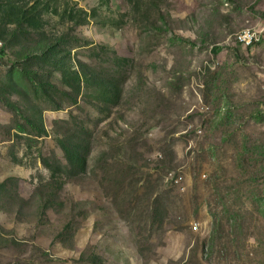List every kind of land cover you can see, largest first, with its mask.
<instances>
[{
  "label": "rangeland",
  "instance_id": "1",
  "mask_svg": "<svg viewBox=\"0 0 264 264\" xmlns=\"http://www.w3.org/2000/svg\"><path fill=\"white\" fill-rule=\"evenodd\" d=\"M0 264H264V0H0Z\"/></svg>",
  "mask_w": 264,
  "mask_h": 264
},
{
  "label": "trees",
  "instance_id": "2",
  "mask_svg": "<svg viewBox=\"0 0 264 264\" xmlns=\"http://www.w3.org/2000/svg\"><path fill=\"white\" fill-rule=\"evenodd\" d=\"M100 1L102 2V0ZM37 11L38 10L34 5H26L22 8H18L17 6L13 5H8L5 6V8L3 9V12L8 13L9 16H12V19L15 21L11 23H13L14 25L26 23L28 28L37 27V22L41 21L42 14H39V12ZM40 49L45 53H52L55 48H52L48 45H44L42 47H39L38 49L36 48L35 51ZM29 53H32V55H34V50H31Z\"/></svg>",
  "mask_w": 264,
  "mask_h": 264
},
{
  "label": "bare ground",
  "instance_id": "3",
  "mask_svg": "<svg viewBox=\"0 0 264 264\" xmlns=\"http://www.w3.org/2000/svg\"><path fill=\"white\" fill-rule=\"evenodd\" d=\"M251 35V43L254 39V34L250 31V30H243L242 32H240L238 34V36H236V40L240 45H244V42H241L244 38L248 37ZM250 43V44H251Z\"/></svg>",
  "mask_w": 264,
  "mask_h": 264
},
{
  "label": "built area",
  "instance_id": "4",
  "mask_svg": "<svg viewBox=\"0 0 264 264\" xmlns=\"http://www.w3.org/2000/svg\"><path fill=\"white\" fill-rule=\"evenodd\" d=\"M241 42H244V46H250V43H251V35L244 38ZM193 230L196 231L197 230V227H193Z\"/></svg>",
  "mask_w": 264,
  "mask_h": 264
}]
</instances>
